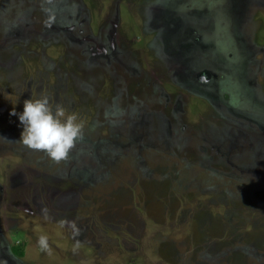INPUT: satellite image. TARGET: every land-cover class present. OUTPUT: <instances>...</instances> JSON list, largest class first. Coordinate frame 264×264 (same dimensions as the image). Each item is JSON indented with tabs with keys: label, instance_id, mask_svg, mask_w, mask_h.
Masks as SVG:
<instances>
[{
	"label": "rangeland",
	"instance_id": "374dc122",
	"mask_svg": "<svg viewBox=\"0 0 264 264\" xmlns=\"http://www.w3.org/2000/svg\"><path fill=\"white\" fill-rule=\"evenodd\" d=\"M0 264H264V0H0Z\"/></svg>",
	"mask_w": 264,
	"mask_h": 264
},
{
	"label": "clouds",
	"instance_id": "9594fccd",
	"mask_svg": "<svg viewBox=\"0 0 264 264\" xmlns=\"http://www.w3.org/2000/svg\"><path fill=\"white\" fill-rule=\"evenodd\" d=\"M11 114L17 115L15 111ZM18 118L23 126L19 141L32 150L45 152L57 162L65 159L81 138L82 127L76 122V116L65 117V110L59 105L53 108L47 96L25 101ZM70 226L76 228L74 222ZM39 244L47 248V238L41 236Z\"/></svg>",
	"mask_w": 264,
	"mask_h": 264
}]
</instances>
